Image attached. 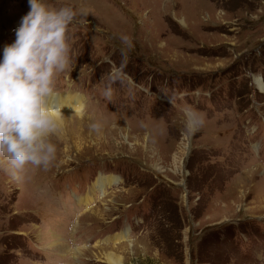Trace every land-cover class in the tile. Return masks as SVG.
Returning a JSON list of instances; mask_svg holds the SVG:
<instances>
[{
	"label": "rangeland",
	"instance_id": "1",
	"mask_svg": "<svg viewBox=\"0 0 264 264\" xmlns=\"http://www.w3.org/2000/svg\"><path fill=\"white\" fill-rule=\"evenodd\" d=\"M47 3L82 14L53 93L81 108L47 168L0 160V264H264V0ZM28 10L0 0V49Z\"/></svg>",
	"mask_w": 264,
	"mask_h": 264
},
{
	"label": "clouds",
	"instance_id": "2",
	"mask_svg": "<svg viewBox=\"0 0 264 264\" xmlns=\"http://www.w3.org/2000/svg\"><path fill=\"white\" fill-rule=\"evenodd\" d=\"M29 10L15 38L0 49V160L13 179L27 166L47 168L55 160L64 127L63 113L48 104L57 80L73 67L72 25L82 22L70 6L28 0ZM186 126L202 123L199 113L184 110Z\"/></svg>",
	"mask_w": 264,
	"mask_h": 264
},
{
	"label": "bare ground",
	"instance_id": "3",
	"mask_svg": "<svg viewBox=\"0 0 264 264\" xmlns=\"http://www.w3.org/2000/svg\"><path fill=\"white\" fill-rule=\"evenodd\" d=\"M257 86H258L259 90L262 88L264 89V85H262V82H260V81H258ZM79 100H80L79 98H77L75 95H71V94H67L64 96H57L56 94H52L48 98V104L50 106H52L53 108L58 109V110H61L62 108H66V109L70 108V109L76 111L77 113H80L81 104H80ZM68 106H70V107H68ZM111 179H112L111 177H106V176L101 177L100 176L98 178V180L96 179L97 182L95 184V188L97 190L103 191V189L106 187V185L109 183V181H111ZM115 180H117V179H115ZM92 191H93V188L89 189L87 192L88 195ZM79 202H81V201H79ZM116 249L117 248H111L107 251L106 250L104 251L103 254H104L105 262H107L108 264H122V255L119 254Z\"/></svg>",
	"mask_w": 264,
	"mask_h": 264
}]
</instances>
